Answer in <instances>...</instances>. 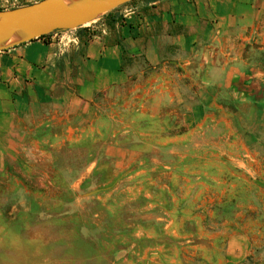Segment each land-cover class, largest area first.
<instances>
[{
    "label": "crops",
    "instance_id": "0c3cea01",
    "mask_svg": "<svg viewBox=\"0 0 264 264\" xmlns=\"http://www.w3.org/2000/svg\"><path fill=\"white\" fill-rule=\"evenodd\" d=\"M235 103L264 111V0H132L86 26L0 51V195L28 199L16 215L0 202L1 249L17 250L28 226L68 232L71 200L123 183L150 166V152L198 143L226 151L230 121L243 118L229 109ZM54 184L62 189L51 194ZM86 225L57 248L96 263L101 245ZM249 243L243 235L223 242L226 260L243 262Z\"/></svg>",
    "mask_w": 264,
    "mask_h": 264
},
{
    "label": "rangeland",
    "instance_id": "374dc122",
    "mask_svg": "<svg viewBox=\"0 0 264 264\" xmlns=\"http://www.w3.org/2000/svg\"><path fill=\"white\" fill-rule=\"evenodd\" d=\"M37 1L4 0V7ZM229 109L243 118L230 121L232 135L226 151L215 150V144L211 148L198 143L196 149L181 147L172 155L150 152V166L132 169L131 178L123 183L93 193L91 198L71 200L67 208L76 220L64 223L71 230L59 233L52 224L28 226L19 235L17 250L5 252L0 247V264H264V111L255 103L230 104ZM254 111L258 119L251 124L247 118ZM240 135L248 150L233 142ZM125 170L118 168L116 174ZM28 173L19 170L17 175L26 178ZM109 185L108 181L91 183L84 190ZM29 186L44 188L42 184ZM61 189L54 184L50 193ZM15 192L20 194L17 187ZM0 197L13 215L28 202L24 196L19 201ZM75 224H87L84 233L101 245L99 262L61 255L57 245L62 237L73 239ZM2 228L0 237L4 236ZM242 235L250 241L248 256L241 263L226 260L223 242ZM49 242L54 244L50 252L44 249Z\"/></svg>",
    "mask_w": 264,
    "mask_h": 264
},
{
    "label": "water",
    "instance_id": "95a60500",
    "mask_svg": "<svg viewBox=\"0 0 264 264\" xmlns=\"http://www.w3.org/2000/svg\"><path fill=\"white\" fill-rule=\"evenodd\" d=\"M132 0H40L0 10V51L43 35L88 25ZM14 35L17 40L11 41ZM95 192V191H93Z\"/></svg>",
    "mask_w": 264,
    "mask_h": 264
},
{
    "label": "bare ground",
    "instance_id": "6f19581e",
    "mask_svg": "<svg viewBox=\"0 0 264 264\" xmlns=\"http://www.w3.org/2000/svg\"><path fill=\"white\" fill-rule=\"evenodd\" d=\"M72 1H74V0H66V2H68V3L72 2ZM18 38H19L18 35H14V36L12 37L11 41L17 40Z\"/></svg>",
    "mask_w": 264,
    "mask_h": 264
},
{
    "label": "trees",
    "instance_id": "16d2710c",
    "mask_svg": "<svg viewBox=\"0 0 264 264\" xmlns=\"http://www.w3.org/2000/svg\"><path fill=\"white\" fill-rule=\"evenodd\" d=\"M111 12H109V13H107L106 15H109ZM47 35H43V36H41V37H39V38H44V37H46ZM85 43H87V40H86V42ZM91 252H89L88 253V257L90 256L89 254H90Z\"/></svg>",
    "mask_w": 264,
    "mask_h": 264
},
{
    "label": "built area",
    "instance_id": "2783aa9c",
    "mask_svg": "<svg viewBox=\"0 0 264 264\" xmlns=\"http://www.w3.org/2000/svg\"><path fill=\"white\" fill-rule=\"evenodd\" d=\"M72 40H73L74 42H77V37L75 36Z\"/></svg>",
    "mask_w": 264,
    "mask_h": 264
}]
</instances>
